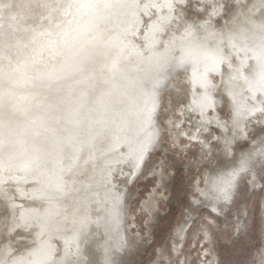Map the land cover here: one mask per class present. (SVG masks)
<instances>
[{"label": "snow or ice", "instance_id": "snow-or-ice-1", "mask_svg": "<svg viewBox=\"0 0 264 264\" xmlns=\"http://www.w3.org/2000/svg\"><path fill=\"white\" fill-rule=\"evenodd\" d=\"M151 6L160 13L152 32L172 30L171 39L164 42L163 53L154 45L148 46L147 56L144 51L135 53L147 62L144 77L135 82L138 95L125 89L114 97L113 82L118 74L123 77V62L132 55L123 46V33L116 31V13L139 7L138 3L9 0L0 4V39L5 48L10 39L18 41L19 33L39 29L55 49L56 64L64 68L72 62L80 86L68 97L61 95L54 87L61 77L55 71L36 68L34 61L32 75L25 63L23 83L39 91H18L15 74L21 68L13 67L11 60L7 72L0 68V264H95L82 247L83 222L70 234L68 228L53 229L42 221L39 203H58L69 190L66 177L84 174L81 160L88 163L84 153L106 134L110 123H126L130 116L138 124V135L143 133L128 153L133 167L139 168L153 142L149 129L157 90L172 74L190 73V110H199L202 117L215 110L214 94L220 95V103L232 113L231 129L227 120L217 119L225 133L235 134L247 121L264 117V0H160ZM33 8L45 9L47 15L33 14ZM216 76L219 83L213 82ZM260 143L261 147L242 159L239 170L214 182L211 191L217 200L231 198L236 176L254 158L264 163V140ZM30 183L34 186L27 188ZM75 183L73 179L71 184ZM24 201L30 203L25 206ZM22 242L21 250L16 245ZM105 264L114 262L106 257Z\"/></svg>", "mask_w": 264, "mask_h": 264}, {"label": "rangeland", "instance_id": "rangeland-1", "mask_svg": "<svg viewBox=\"0 0 264 264\" xmlns=\"http://www.w3.org/2000/svg\"><path fill=\"white\" fill-rule=\"evenodd\" d=\"M37 9L43 12L40 8L31 12L38 13ZM181 87H185L183 73L172 74L159 94L163 101L155 114L161 130L159 145L148 151L131 181L118 178L126 189L123 223L127 239L118 264H264V163L260 158L239 174L231 198L220 200L215 208L193 198L198 196L193 184L201 185L208 170L226 167L238 152L249 150L253 140L264 136V124L251 120L246 135L232 144V153L222 149L218 128L212 123L201 128L196 139L181 135L174 143L170 119L179 117L175 128L179 133H190L194 127L193 114L184 109ZM216 111L230 119L231 111L220 103V96Z\"/></svg>", "mask_w": 264, "mask_h": 264}, {"label": "bare ground", "instance_id": "bare-ground-1", "mask_svg": "<svg viewBox=\"0 0 264 264\" xmlns=\"http://www.w3.org/2000/svg\"><path fill=\"white\" fill-rule=\"evenodd\" d=\"M8 2L9 0H0V4ZM12 2L20 3L21 0H12ZM128 2L138 3L139 7L120 10L118 13H116L115 19L116 23L119 25L116 31L123 33V46L126 49V53H132V55L130 59L123 62V77L127 78L125 79L118 74L113 82L114 97H119L125 89L138 95V92L135 88V82L144 77L147 62H142L135 55V53L137 51H144L145 55L147 56L149 54L147 51L149 45H154L156 51L163 53L164 42L171 39L172 36V30L163 33L152 32V26L158 21L160 13L157 8L152 7L151 5L153 3H159L160 0H128ZM37 10L38 13H44V15H47V10L42 9L43 12H40L39 9ZM60 18L64 19L63 16ZM26 23H31L32 26L35 27V24L32 21H27ZM44 23L46 27H50L48 25V21H44ZM220 23H222V21ZM179 34V32L176 33L177 36H179ZM18 35V41L15 38L8 41V48H5L4 40L0 39V68L7 72L9 70V60H11L13 67L19 66L21 68V72L15 74L17 78L16 87L18 91H39L38 89H32L23 83L24 65L27 63L30 66L28 74L32 75L33 73L31 72V66L33 65L34 61L36 62V68L41 70L55 71L61 77V79H59L54 85L55 88L60 90L61 95L68 97L73 91L80 88V86L75 82L76 77L73 76L72 62L68 61L64 68H61L56 64V61L53 59L55 49H53L49 44V39L46 34H40V30L38 29L35 33L21 32ZM181 72L183 73V84H185V87H181L182 94L185 98L184 109L187 113L193 114L194 127L191 129L190 133H179L177 130H175L180 121L178 119L179 117L170 119V127L174 132L172 135V142L176 143L178 141V137L181 135L188 140L196 139L200 129L204 128L207 124H210L208 122L210 120L211 123L218 128L219 133L217 134V138L221 143L222 149L225 152L232 153V144L237 139L246 135V128L251 120L256 121L259 124H264V117H258L256 119L247 121L246 127L242 126V130L236 132L235 134H233L231 130L225 133L223 129L217 126V119L220 121L227 120L231 129L232 113L230 119H227L224 117L221 118L218 115L216 106L215 110H208L204 117L201 116L199 110H190L193 98L192 85L189 81L190 73L183 71ZM168 81L166 82V85L168 84ZM213 82L219 83V77L216 76ZM175 89L177 92L179 91L178 87H175ZM162 90L163 89L161 86L157 90L156 110L153 114L152 123L149 129V131L152 133L153 142L148 151L155 149L159 145L158 140L160 138L159 136L161 130L158 124L159 121L157 122V119H155V114L156 111L159 110L160 104L163 101V99L161 100L159 98V94L162 92ZM197 90L199 91V89ZM174 91L175 90H173V92ZM214 95L216 100L220 96L218 94ZM168 97L169 96H167V98ZM166 102L170 107L171 102L169 98ZM227 108L229 107L227 106ZM177 112L182 114L179 109ZM138 133V124L135 118L132 116L128 118L126 123H110L106 134L97 139L94 147L91 150L84 153V159L88 160L87 165H84L83 160H81V168L83 169L84 174L75 177H66V179L69 180L68 193L62 196L58 203H53L51 206L46 203L38 202L39 213L42 221L48 223L53 229L59 227L62 231L64 228H68L70 231L67 234H70L71 230L81 228V222H83V231L86 236L84 237L85 242L82 244V247L88 257L92 259L95 264H105L106 257L111 259L114 264H118L120 255L127 246V239L124 234V196L126 189H124V184L118 181V178L123 177V179L131 181L132 177H134L136 173L139 172L142 161L140 162L139 168H134L131 158L128 155L130 146L134 148L138 139L142 138L143 136V133H140L139 135ZM225 137L229 141L227 145L225 144ZM262 140H264V136L262 138L253 140L250 149L238 152V155H236L234 161L228 164V166L214 171L208 170V173L203 180L204 182L201 185H198V182L193 184V189L198 193V196L192 195L195 201L204 200L208 202L212 208H215L216 204L222 199L217 200L214 193L211 191L214 182L219 177L230 173L233 170H239L242 159H244L246 156H250L259 147H261L260 142ZM165 146H167V144ZM161 149L163 148L161 147ZM148 151L144 154V158ZM240 173L241 172L238 173L235 180ZM73 179L76 180L75 185L71 184ZM33 186L34 185L30 183L26 187L32 188ZM203 193H209V195H204ZM16 203L19 205L21 200L18 198ZM24 203L25 206H27L30 202L24 201ZM18 214L19 210L17 211V215ZM65 216H67L66 223L64 222ZM73 221H75V223H73ZM0 230H2V221H0ZM34 231H39V228L34 229ZM23 235L30 238L29 233H23ZM16 247L21 248L22 250L23 242L16 245Z\"/></svg>", "mask_w": 264, "mask_h": 264}, {"label": "water", "instance_id": "water-1", "mask_svg": "<svg viewBox=\"0 0 264 264\" xmlns=\"http://www.w3.org/2000/svg\"><path fill=\"white\" fill-rule=\"evenodd\" d=\"M166 86V84L161 85L162 89Z\"/></svg>", "mask_w": 264, "mask_h": 264}]
</instances>
